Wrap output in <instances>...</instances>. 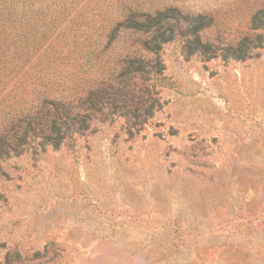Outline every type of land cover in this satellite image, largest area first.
Listing matches in <instances>:
<instances>
[{"label":"rangeland","instance_id":"374dc122","mask_svg":"<svg viewBox=\"0 0 264 264\" xmlns=\"http://www.w3.org/2000/svg\"><path fill=\"white\" fill-rule=\"evenodd\" d=\"M255 18L264 0H0V136L100 86L132 106L0 158V264H264ZM140 87L159 107L135 132Z\"/></svg>","mask_w":264,"mask_h":264},{"label":"trees","instance_id":"16d2710c","mask_svg":"<svg viewBox=\"0 0 264 264\" xmlns=\"http://www.w3.org/2000/svg\"><path fill=\"white\" fill-rule=\"evenodd\" d=\"M255 19V21H260L259 25L261 27H264V21ZM145 66L146 64L139 62L133 72H139L142 75L146 74ZM123 71L124 73H129L132 70L127 66ZM149 96L146 87L139 88L133 113L126 118L130 131H140L144 123L152 115L154 107H159L158 102ZM47 104L51 105L52 110L42 107L41 111H44L42 116L35 117L32 120L29 118L25 126L26 128L23 129L19 137L8 139L5 136H0V158L6 157L9 154L19 155L21 153V147L26 144V130L31 125L35 124L38 127L41 141L37 145L50 144L58 146L65 137H70L74 133H84L90 126V123L96 119L97 115L100 116L98 120L104 122L112 114L111 111L132 107L125 101H119V98L117 99L114 93H110L102 86L88 92L75 105L61 104L60 102H49Z\"/></svg>","mask_w":264,"mask_h":264}]
</instances>
